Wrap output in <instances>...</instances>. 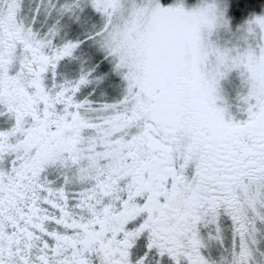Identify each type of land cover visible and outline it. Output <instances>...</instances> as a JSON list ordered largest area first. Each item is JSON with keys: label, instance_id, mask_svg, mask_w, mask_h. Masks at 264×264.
I'll return each mask as SVG.
<instances>
[{"label": "flooded vegetation", "instance_id": "af4514ba", "mask_svg": "<svg viewBox=\"0 0 264 264\" xmlns=\"http://www.w3.org/2000/svg\"><path fill=\"white\" fill-rule=\"evenodd\" d=\"M32 25L0 19V264H264L247 202L264 103L254 117L185 103L181 36L161 23L131 96L98 116Z\"/></svg>", "mask_w": 264, "mask_h": 264}, {"label": "rangeland", "instance_id": "374dc122", "mask_svg": "<svg viewBox=\"0 0 264 264\" xmlns=\"http://www.w3.org/2000/svg\"><path fill=\"white\" fill-rule=\"evenodd\" d=\"M6 13L43 26L45 40L69 53L70 87L98 116L115 108L108 97L119 87L131 96L141 54L161 23L181 36L177 79L185 103H215L245 117L264 103V10L235 21L231 0H0V19ZM252 188L254 221L264 214V180ZM263 236L262 218L254 239L260 248Z\"/></svg>", "mask_w": 264, "mask_h": 264}, {"label": "trees", "instance_id": "16d2710c", "mask_svg": "<svg viewBox=\"0 0 264 264\" xmlns=\"http://www.w3.org/2000/svg\"><path fill=\"white\" fill-rule=\"evenodd\" d=\"M162 1L166 4L171 0ZM260 10H264V0H231V15L235 21H242L246 15Z\"/></svg>", "mask_w": 264, "mask_h": 264}]
</instances>
